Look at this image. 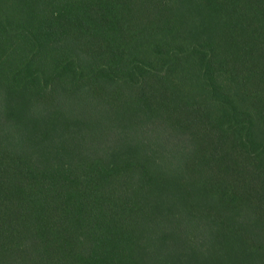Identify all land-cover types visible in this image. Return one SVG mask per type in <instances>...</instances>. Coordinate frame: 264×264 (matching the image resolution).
<instances>
[{"label":"trees","instance_id":"1","mask_svg":"<svg viewBox=\"0 0 264 264\" xmlns=\"http://www.w3.org/2000/svg\"><path fill=\"white\" fill-rule=\"evenodd\" d=\"M0 264H264V0H0Z\"/></svg>","mask_w":264,"mask_h":264}]
</instances>
